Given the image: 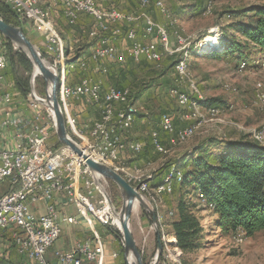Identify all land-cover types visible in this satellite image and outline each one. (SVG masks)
<instances>
[{
    "label": "rangeland",
    "instance_id": "374dc122",
    "mask_svg": "<svg viewBox=\"0 0 264 264\" xmlns=\"http://www.w3.org/2000/svg\"><path fill=\"white\" fill-rule=\"evenodd\" d=\"M155 1H161L163 9L153 3L146 10V14L154 23L168 30L166 31L170 36L171 49L181 50L170 54L160 45L158 46V51L162 53L161 62L135 63L127 54L129 43L126 41V34L130 30L137 31L138 38L145 44L154 42L159 45L160 41L157 36H145V24L142 20L135 22V24H125L121 27L123 35L120 38L124 45L119 47L120 54L121 56L123 55L125 61L105 63L109 72L104 77L105 80L111 81L113 77H119L123 81L124 88L129 89L132 93L134 102L132 104L136 106L138 114L136 120L134 119L135 123L129 131L132 130L137 135L139 141H136V143L145 144L144 149H146L151 143L152 133L157 132L159 134L162 145L165 147V152L160 154L153 150L156 154H153L152 164L148 165V162H144L147 164L138 167L141 173L146 176L153 175L154 179L164 169H168L167 175L171 169H176L183 174L181 169L190 163L192 157L212 152L214 147L211 143L212 141L236 140L247 136L256 141L255 134L260 131L264 133V107L256 106L254 97L255 85L260 82L264 84V80H262L264 76V61L262 60L261 52L256 53L254 50H250L247 53L246 62L250 66L246 67L243 73L239 71L241 63L238 66L237 56L231 57L221 54L226 39L237 35L235 32H231L235 23L242 19L237 13L241 10L262 6L264 5V0ZM41 6L44 8L42 1ZM53 8L56 7L50 5L44 8L52 22V13L50 11ZM116 8L121 13L134 15L135 17H139L142 14L139 0H118ZM183 8L184 10H182ZM161 10H164L163 13ZM87 19V21L81 22L82 26L93 27L92 19L88 16ZM53 24L59 34L57 26L55 23ZM40 26L44 32H49L46 27ZM78 26L76 25V27ZM59 36L64 42V47H66L64 39L60 34ZM28 38L36 46L46 64L57 69L53 62L54 57L47 54L43 49L44 45L42 44V47H39L35 38L29 34ZM200 43L206 44L207 48L201 46ZM85 49L86 45L82 51ZM19 51L22 50L13 45L12 53H18ZM6 52L9 55L8 48ZM74 52L78 53L77 48L73 50ZM212 54H218V57H213ZM182 58L186 61V77L177 69ZM254 58L261 62V67L253 66L256 60L251 61ZM90 64L88 72L96 69L95 63ZM71 66L76 67L75 64ZM19 72L21 73V80L28 79L29 92L22 95L26 98V102L28 103V96L33 91L41 99L45 100L48 94V85L41 75L35 76V67L33 66L30 74L24 72L21 67ZM96 75L93 74V77ZM70 76L74 80L80 78L75 72H72ZM192 87H195L197 92ZM172 90H178L188 95L193 94L192 98H189L190 101H197L196 98L202 97L201 100L197 101L196 116H193L194 111L180 105L179 98L171 95ZM216 100H220L223 103L220 102V105L209 107L210 103ZM76 103V101L70 102L71 105ZM92 110V113H89L88 118H85L86 121L84 122L87 125L88 132L92 129L93 120L99 118L97 109L92 107ZM42 112L44 117H50L47 118L50 125L51 123L55 124L51 110L44 106ZM164 114L172 115L176 131L192 129V137L185 142H181L177 135L179 132H174L171 135L163 132L160 122ZM127 132L123 133L124 139ZM70 136L76 143L83 144L72 134ZM58 142L60 141L55 129H51L50 145L57 147ZM125 142L128 146L136 144L128 143L126 140ZM256 142L258 143V141ZM63 147L66 146L64 145ZM127 151L131 152L130 150ZM133 154L136 161L142 162L143 154ZM174 182L171 194L145 196L144 199L148 209L137 203L132 213L130 230L142 253L143 261L145 259L144 264L155 263L159 241L163 244L164 250L162 253L163 259L161 262L159 260L157 264H184L185 262L188 264H264V230L256 232L252 237H247L244 233L239 232L237 234L226 232L219 227V218L214 216L212 208H208L205 201H201V196L198 195L197 197L192 188H189V194L185 196V200H187L186 203L198 205L200 223L203 227V233L199 236L201 246L198 251L189 254H183L182 251L175 248L176 238L173 235L172 223L178 219V204L181 196L174 195V188L176 184H180L183 181ZM100 183L109 194L116 211L119 213L124 206V199L119 187L107 179L106 181L100 179ZM158 186L149 187L156 189ZM73 214L79 216L75 210H73ZM155 217L157 223L154 221ZM105 228L111 229L117 235L119 245L121 243L124 244L122 233L117 226ZM149 240L153 242L151 243Z\"/></svg>",
    "mask_w": 264,
    "mask_h": 264
},
{
    "label": "built area",
    "instance_id": "2783aa9c",
    "mask_svg": "<svg viewBox=\"0 0 264 264\" xmlns=\"http://www.w3.org/2000/svg\"><path fill=\"white\" fill-rule=\"evenodd\" d=\"M117 1L51 0L62 9L69 25H76L82 15L93 21L89 36L97 41L96 45L90 57L80 60L77 68L88 72L90 63H95L98 76H90V82H83L82 78L75 85L68 82V106L71 109L70 102L76 101L95 107L99 112V119L94 121L87 135V142L79 145L89 157L100 163L102 154H110L117 162H121L122 154L126 152V139L119 136L121 114L126 108H132L134 103L129 89L110 87L104 91V77L109 72L105 63L125 61L118 45L123 35L121 27L142 20L145 24V36H157L160 41L159 45L154 42L145 44L138 38L137 31L130 30L126 34V41L129 43L127 54L135 63L143 59L161 62L162 53L158 51L160 45L170 54L181 50L171 49L164 27L154 23L146 14V10L153 5V0H139L142 10L139 17L118 11ZM6 2L21 18L34 24L43 38V49L54 57L53 62L56 64L58 44L54 34L41 29L35 7L31 6L29 0ZM7 42L0 34V108L11 105L14 100L12 93L4 92L5 71L8 66ZM171 95L187 101L193 94L172 90ZM42 100L35 91L28 96L29 106L36 114L35 124L28 134L21 130L19 120L13 118L11 112L6 113L7 118L2 124L3 128L15 130V141L12 149H0V190L7 186L5 191L0 192V264H50L48 254L62 237V222L70 225L77 223L75 217H64L53 201L54 195L58 193L63 194L66 202L74 206L79 217L90 225L98 223L103 227L105 224L115 226V217L106 195L96 185L85 162L67 147L56 148L50 145L51 129H55V124L50 125L47 120L50 117H44ZM137 114L135 113V120ZM72 123L76 131L81 132L75 114ZM160 127L169 135L171 132L184 135V130L176 131L170 114L162 115ZM151 138L155 150L165 148L157 132H153ZM138 149L143 152L144 145L140 143ZM100 179L106 181L105 178ZM153 180L152 175L150 179L133 186L137 189L138 186L149 187ZM42 201L45 204L44 214L39 215L33 205ZM12 255H16L15 260ZM54 256L56 264L106 263L105 248L99 237L94 242L79 244L71 251L56 250ZM113 257L116 259L118 255L114 254Z\"/></svg>",
    "mask_w": 264,
    "mask_h": 264
},
{
    "label": "trees",
    "instance_id": "16d2710c",
    "mask_svg": "<svg viewBox=\"0 0 264 264\" xmlns=\"http://www.w3.org/2000/svg\"><path fill=\"white\" fill-rule=\"evenodd\" d=\"M237 15L242 19L231 29V32L237 35L226 39L221 54L237 56L239 66L241 62L247 61V53L250 50L256 53L260 51L264 57V5L241 10ZM0 18L7 24L21 28L27 37L29 30H36L33 23L21 18L6 0H0ZM7 48L9 49L8 74L18 90L25 95L29 92L28 79L21 80L19 69L21 67L24 72L30 74L33 65L22 51L12 53L13 44L10 41L7 42ZM65 55L69 58L67 47ZM212 56L218 57V54ZM81 59H83L82 55H77L68 61L69 76L72 72L79 75L80 79L88 75L78 68L70 71V65H77ZM255 60L256 58L250 61ZM141 62L154 63L144 59ZM122 82L119 77H113L112 81L104 79V91L110 87L125 89ZM210 104L209 107L220 105V100ZM211 143L214 146L212 152L192 157L190 163L181 169L183 182L176 184L174 188L175 194H173L181 196L178 204V219L172 223L173 235L176 238L174 247L183 254L194 253L200 249L199 236L203 233L198 205L186 203L185 200L189 188L194 190L197 197L201 196L200 200L205 201L208 208H212L214 216L219 218V227L226 232L231 234L239 232L252 237L256 232L264 230V144L257 143L250 136ZM63 146L58 142L56 148ZM144 150L140 153L143 154L142 163L153 160L156 153L153 152L155 149L152 138L151 143ZM167 171L168 169H164L157 174L151 183L152 188L164 183ZM162 259L163 256L160 257V262ZM120 260L122 264H126L123 243L120 244Z\"/></svg>",
    "mask_w": 264,
    "mask_h": 264
},
{
    "label": "crops",
    "instance_id": "0c3cea01",
    "mask_svg": "<svg viewBox=\"0 0 264 264\" xmlns=\"http://www.w3.org/2000/svg\"><path fill=\"white\" fill-rule=\"evenodd\" d=\"M41 1H42V5L44 8L49 6V3H50L49 0H41ZM50 12L52 13L51 17H52L53 22L49 18H48V21L50 24H52L53 27H46V28L50 32V34H51V29L56 32L54 24H53L55 23L59 34L62 36V38L64 39L66 43L69 59H72L77 55H82L83 60L84 58L89 57V55L92 53V52L90 53V50L92 48V51H93V47L97 41H93L89 37V34L93 27H83L82 26L81 22L87 21L88 20L87 16L82 15L80 17L77 23V26L79 25L78 27H76V25L75 27L74 26L64 27V26H69V24L67 23V21L65 20L63 16L62 9L60 7H56V8H53L52 11ZM29 35L35 38V40L37 41V45L39 47H42L43 38L37 30H29ZM118 44H119V47L124 45L123 41H120ZM83 45L84 46L86 45V49L82 51V49L84 48ZM75 48H77L78 53L77 52L73 53V50ZM262 60L264 61V57H262ZM74 68H77V66ZM84 73H87V72H84ZM87 74L89 75L83 78H87L90 80V76H93V74L96 75L97 73L95 70H93L91 72H88ZM5 77H6V81L4 84V92L12 93L14 96V100L11 105H4L0 108V149L9 150V149H12L14 146L15 130L12 128H3L2 124L7 118L6 113L11 112L12 117L19 120L21 130L26 134H28L31 131V128L35 124L36 114L30 108L29 104L26 102V98L22 96L23 94L21 93V91L18 90L15 83L10 79V76L8 74V66L5 71ZM262 80H264V76L262 77ZM79 81H80V78L78 80H74L72 76H69V83L71 85H75ZM220 102L223 103L222 101ZM132 105L135 107V110H136V106L134 104ZM93 110H92V107H89L81 102H77L75 105H71V109L69 108L67 104L65 117L66 119L69 120L70 123H72V121H74V114L77 115L80 131L85 136H87L89 135L90 132L87 131V125L84 124V122L86 121L85 118H88L89 113H92ZM136 113H137V110H136ZM134 119H135V115H134ZM94 121L96 120H93V123ZM125 139L128 143H136V141H139L137 138V135H135V133L132 130L125 134ZM168 145L171 146L170 143H168ZM128 150L131 151L130 148H128ZM134 158L135 156L132 153V151L131 152L126 151L125 153L122 154L120 166L124 172H121L120 175L126 180L128 179L127 175H131L134 177L136 175H139L140 177L145 178V180L150 179L151 176H146L145 174L141 173L138 170L139 166L146 165L147 163L145 164V163L136 161ZM151 164L152 162L148 161V165H151ZM128 165H130L131 168ZM6 187L7 186L2 187L0 192L5 191ZM53 201L59 207L64 217L65 216L75 217L77 219V223L70 225L68 223L62 222L61 224V227L63 230L62 237L60 238V240L56 243V245L51 249V251L48 254V260L50 264H56V259L54 256V252L56 250L71 251L75 249L79 244H83L85 242H94L97 239V237H99V239L101 240L105 248V252H106V263L105 264H122L121 263L122 261L120 260V245L117 239V235H115L111 229L105 228V227H112V225H105V227H103L102 225L98 223H93L92 225H90V223H88L86 220H84L81 217L79 220V216H76L73 214V210H75L74 206H71L66 202L65 196L63 194H60V193L55 194ZM44 205L45 204L42 201V202L37 203L36 205H33V208L36 210V213H38L39 215H42L44 214ZM116 226L118 227L117 224ZM147 235H149V233H147ZM114 254L118 255L116 259L113 257ZM12 256H13V259L15 260L16 255H12Z\"/></svg>",
    "mask_w": 264,
    "mask_h": 264
},
{
    "label": "water",
    "instance_id": "95a60500",
    "mask_svg": "<svg viewBox=\"0 0 264 264\" xmlns=\"http://www.w3.org/2000/svg\"><path fill=\"white\" fill-rule=\"evenodd\" d=\"M0 34H2L8 41L17 46L26 54L33 66L35 68H38L39 74L43 77L44 81L48 85L47 97L41 102L45 107L51 110L54 115L55 131L60 143L69 148L75 155H77L82 161L85 162L87 168L90 170L92 176L94 177L96 185L102 192L105 193L114 214L115 220L118 219L121 224V229L118 230L122 233L123 236L124 259L126 264H130V259H134V264H144L142 253L140 252L132 231L130 230V219L137 203L141 204L145 209H148V206L145 203V197L138 192L137 188H134L132 185H130L121 175L116 173L113 169L89 157L82 150L81 146L71 138L66 126L65 115L62 111L59 101V88L61 82L58 68L55 69L46 64L36 46L29 40V38L21 28L7 24L1 18ZM50 86H52L51 94L49 93ZM100 177L112 181L119 187L124 199V206L119 213L116 211L109 194L101 185ZM154 221L155 223H157L156 217ZM163 250V244L161 243V241H159L158 251L154 264H157L159 262Z\"/></svg>",
    "mask_w": 264,
    "mask_h": 264
},
{
    "label": "bare ground",
    "instance_id": "6f19581e",
    "mask_svg": "<svg viewBox=\"0 0 264 264\" xmlns=\"http://www.w3.org/2000/svg\"><path fill=\"white\" fill-rule=\"evenodd\" d=\"M29 1H30L31 6L35 7L40 25H43L45 27H53L52 24H50L48 21L47 11H45L44 8H42V6H41V1L40 0H29ZM49 1H50L49 4L52 7H57L55 4H53L51 2V0H49ZM153 3L156 4L160 9H163V5H162L161 1L153 0ZM51 34H54V39L56 40V43L58 44V61L56 62L55 65L58 68L59 73H60L61 85L59 88V101H60V106L62 108V111L65 115L66 106H67L68 100H69V83H68L69 70H67V65H68L69 60H68V57H66V55H65V48L66 47H64V42L61 39V37L59 36V34H57V32L53 31L52 29H51ZM166 35H167V38L169 39L170 36L167 33V31H166ZM201 46L206 47V44H201ZM249 66L250 65L246 61L241 62L240 67H239L240 73H243V71L246 70V67L248 68ZM253 66L254 67H261L262 64L260 61L256 60L254 62ZM72 69H74L73 66L70 67V71H72ZM177 69L179 70V72L182 75H184V77H186V61L183 60V58L180 60L179 66ZM37 75H40V74H39L38 68H35V76H37ZM82 80H83V82H90V80L87 78H83ZM261 83L262 82L257 83L255 85L254 97H255V105L256 106L258 105L259 107L262 108V107H264V84L263 83L261 84ZM192 88H194V90L197 92L195 87H192ZM51 90H52V86L49 87V93L50 94H51ZM198 98H199V100L202 99L201 96H199ZM179 103L182 107H188L191 111H194L193 116L197 115V108H196L198 105L197 101H190V99L186 101L185 98H179ZM212 112H214V111H212ZM135 113H136V110H135V107L133 105H132V108H126L125 111L122 112L121 121H120V129H119V136L121 139H124L123 133L129 131L132 128V125L134 123L133 121H134ZM66 125L68 128V132L70 134H72L73 136L78 138L83 144H85L87 142V136H85L82 132L76 131L74 124L70 123L68 119H66ZM173 133L174 132H171V134H173ZM177 135H178V139L181 142H185L190 137H192L193 130L192 129H185L184 135H180V132ZM255 140L258 141L259 143H263L264 142V133H262V131H260L259 133H256L255 134ZM139 146H140V143H136V144H132V145L128 146L125 142V151H127L128 148H130L131 151L135 154L142 153V151H140V149H138ZM156 151L158 153L162 154L165 152V148L163 150H156ZM102 163L107 165L111 169H113L119 175L121 172H124L121 169L120 162H117L116 159L112 158V156L110 154H102ZM127 178L128 179L127 180L125 179V180L132 186L136 185V184H140L141 181H145V178L140 177L139 175H136L135 177L131 176V175H127ZM174 181L182 182V175L176 169H171L169 174L166 175L164 183L162 185L158 186L156 189H151L150 187H147V186H138V192L140 194H142L144 197L145 196L146 197H152L154 194L159 196V195L163 194L162 192H164V194H171ZM116 224L118 225L119 229H121V224H120L118 219L115 220L114 225L116 226ZM105 225H112V224H105ZM130 264H134V259H130Z\"/></svg>",
    "mask_w": 264,
    "mask_h": 264
}]
</instances>
